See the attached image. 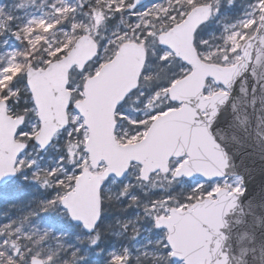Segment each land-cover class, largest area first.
I'll use <instances>...</instances> for the list:
<instances>
[{
	"label": "snow or ice",
	"instance_id": "obj_1",
	"mask_svg": "<svg viewBox=\"0 0 264 264\" xmlns=\"http://www.w3.org/2000/svg\"><path fill=\"white\" fill-rule=\"evenodd\" d=\"M117 76V149L172 117L204 144L97 171L88 105ZM241 95L264 100V0H0V114L18 121L0 264H264V168L237 171L227 147Z\"/></svg>",
	"mask_w": 264,
	"mask_h": 264
},
{
	"label": "water",
	"instance_id": "obj_2",
	"mask_svg": "<svg viewBox=\"0 0 264 264\" xmlns=\"http://www.w3.org/2000/svg\"><path fill=\"white\" fill-rule=\"evenodd\" d=\"M118 78L117 76L111 81L101 80L93 85L92 97L88 105L95 129L93 153L90 155L95 157L99 165L104 164V171L110 166L123 168L128 164L136 163L138 159L154 164L169 149L175 151L183 146L187 154L188 151L196 152L204 144V137L197 133L195 124H185L186 117H172L157 125L152 138L138 146V149L142 150L117 149L107 135L108 115L105 112L104 102ZM190 91L188 89L187 94H190ZM237 115L239 119L234 121V127L226 129L228 152L233 157L231 164L236 165L237 171L241 173L249 169L250 172L246 174L256 176L258 180L259 172L264 168V100L257 97L253 107V99L241 95L237 102ZM241 120L243 123L240 122ZM17 124L18 121L10 123L3 114H0V145L11 147L17 143L15 141ZM55 134L52 133L53 136ZM173 140L174 146L171 144ZM191 224L190 218L183 223L185 232H191Z\"/></svg>",
	"mask_w": 264,
	"mask_h": 264
},
{
	"label": "trees",
	"instance_id": "obj_3",
	"mask_svg": "<svg viewBox=\"0 0 264 264\" xmlns=\"http://www.w3.org/2000/svg\"><path fill=\"white\" fill-rule=\"evenodd\" d=\"M25 191H27V189H25ZM0 199H3L0 197ZM9 202L14 203L15 201L11 199V196L9 195ZM4 211V208L2 206H0V212ZM14 211V210H13ZM109 219H111V217H109Z\"/></svg>",
	"mask_w": 264,
	"mask_h": 264
},
{
	"label": "rangeland",
	"instance_id": "obj_4",
	"mask_svg": "<svg viewBox=\"0 0 264 264\" xmlns=\"http://www.w3.org/2000/svg\"><path fill=\"white\" fill-rule=\"evenodd\" d=\"M16 140H17V139H16ZM17 142H18V141H17ZM103 169H104V167H103V166H100L99 169H98L97 171H102ZM155 182L159 183V182H160V178H157ZM0 197H1V198H4V195H0Z\"/></svg>",
	"mask_w": 264,
	"mask_h": 264
}]
</instances>
